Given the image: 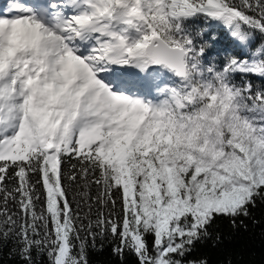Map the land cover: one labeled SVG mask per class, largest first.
<instances>
[{"label":"snow or ice","instance_id":"1","mask_svg":"<svg viewBox=\"0 0 264 264\" xmlns=\"http://www.w3.org/2000/svg\"><path fill=\"white\" fill-rule=\"evenodd\" d=\"M258 205L264 0L0 4V264H209Z\"/></svg>","mask_w":264,"mask_h":264},{"label":"trees","instance_id":"2","mask_svg":"<svg viewBox=\"0 0 264 264\" xmlns=\"http://www.w3.org/2000/svg\"><path fill=\"white\" fill-rule=\"evenodd\" d=\"M228 45L226 37H221L216 49L222 50ZM253 218L258 223H253ZM244 226L233 228L225 218H218L211 227L213 239L207 243H197L187 259L207 258L209 264H223L231 259L233 264H264V205H258L252 210V218L244 221ZM219 235L220 241L215 237ZM110 245L106 244L103 253L91 255L92 264H135L131 255H126L123 261L111 255ZM3 264H13L4 261Z\"/></svg>","mask_w":264,"mask_h":264},{"label":"rangeland","instance_id":"3","mask_svg":"<svg viewBox=\"0 0 264 264\" xmlns=\"http://www.w3.org/2000/svg\"><path fill=\"white\" fill-rule=\"evenodd\" d=\"M3 3H4V2H3ZM3 3H2V4H3Z\"/></svg>","mask_w":264,"mask_h":264}]
</instances>
